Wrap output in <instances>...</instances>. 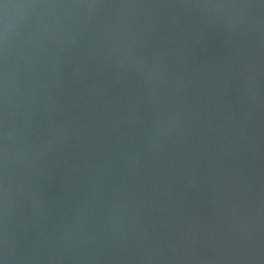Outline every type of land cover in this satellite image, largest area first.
<instances>
[{"label": "water", "instance_id": "water-1", "mask_svg": "<svg viewBox=\"0 0 264 264\" xmlns=\"http://www.w3.org/2000/svg\"><path fill=\"white\" fill-rule=\"evenodd\" d=\"M0 264H264V0H0Z\"/></svg>", "mask_w": 264, "mask_h": 264}]
</instances>
